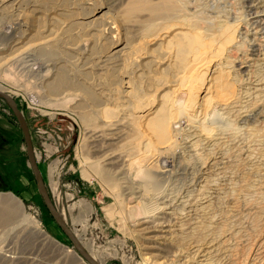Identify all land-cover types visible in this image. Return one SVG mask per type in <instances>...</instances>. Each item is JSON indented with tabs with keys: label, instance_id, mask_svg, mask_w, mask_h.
Returning <instances> with one entry per match:
<instances>
[{
	"label": "rangeland",
	"instance_id": "rangeland-1",
	"mask_svg": "<svg viewBox=\"0 0 264 264\" xmlns=\"http://www.w3.org/2000/svg\"><path fill=\"white\" fill-rule=\"evenodd\" d=\"M10 1L5 0L4 18L0 19V45L4 47L0 55L6 56L10 49L3 42L8 41L18 18V4L12 7ZM23 1L20 4L21 9L25 7L23 11L34 4L39 10L45 11L46 15L50 13L47 15L50 21L42 22L40 17L44 15L43 12L36 14L40 16L37 20L24 19L25 22L17 29L22 30L17 46L25 44L29 38L37 41L39 36L48 33L47 36L54 38L52 46L59 47V26L63 19L60 13L73 0ZM102 1L106 7L103 9L111 10L123 25L131 27V32L137 27L133 26L132 19L126 20L123 16L128 0ZM188 4V11L201 13L206 19H212V24L215 21L220 25L233 23V41L237 46L230 44V50L226 48L215 71L208 73V79L211 80L209 84L213 82L210 90L218 92L213 91L215 99L213 97L211 105H201L200 114H197L206 113L210 137L198 127L195 117L189 126L185 125L182 131L177 132L173 150L174 167L169 176L160 182V186L166 188L160 199H150L144 195L140 200L142 191L137 188L138 181L133 180L134 173L128 172V175L121 176L113 174L118 184L112 187L113 193L109 192L108 182L103 178L83 177L81 169L85 155L94 160L95 157L102 158L99 164L110 172L114 168L109 159L103 157L106 152L114 150L115 154L122 153L123 159H128L130 155L126 145L120 147L124 141L109 142L103 134L108 130L96 125L100 120L91 118L88 122L82 121L72 108L74 104L67 108L59 107L53 114L45 113L46 109L35 105L23 86L28 79H34L25 67L17 73L21 89L0 80V89L13 97L26 120L41 177L57 210L91 256L94 254L93 258L102 264H264V23L260 31L254 29L248 23L250 15H247L250 10L264 11V0H188ZM18 20L22 22L23 18ZM38 23L46 24L54 31L44 30L38 34V30L37 33L35 31ZM205 24L197 22L199 27ZM177 25L188 28L187 24ZM41 29L45 28L40 26ZM221 30L219 27L216 33L212 31V34L215 33L214 39L211 36L204 39L208 49L211 43H216L215 39H220ZM17 31L15 35H18ZM157 44L152 45V49ZM164 51L165 48H159L155 53L163 54ZM210 55L211 52L204 55L203 61L210 60ZM39 57L40 61L48 62L58 56L47 52ZM105 68L97 67L88 75L94 85L91 90L100 99L107 96L113 77L112 68ZM210 68L213 66L210 65ZM224 80L231 83L233 98H227L228 91H220L216 87ZM99 86L103 91L101 96L98 93ZM166 87L159 94L173 90L172 85ZM89 101L86 108L97 117V112L100 113L98 109L113 106L108 100L98 105L100 108ZM120 103L118 100L114 104L120 107ZM214 109L221 119L218 115L209 117ZM19 125L6 98L0 97V264H85L87 262L84 259H78L73 253L76 250L53 220L38 193ZM220 125L223 127L220 128ZM88 126L95 133L85 138L86 134H90L87 133ZM110 148L112 150H108ZM195 153L202 156L200 161ZM172 154L166 153L165 156L170 157ZM126 161L123 162L124 167L128 163ZM10 194L21 201L23 209L11 199ZM131 194L136 199H128ZM82 200L89 203V211L80 209ZM139 202L146 207L151 206L150 213L152 211L153 215L149 218L155 223L164 221L168 225L166 232L159 224L144 222L141 215L134 214L133 205ZM152 202L154 204L151 205ZM156 204L158 208L154 207ZM7 211L10 215L15 214V222L4 224V212ZM36 219L38 227L47 232L56 244L36 234L31 222ZM220 231L223 237L216 239L214 235Z\"/></svg>",
	"mask_w": 264,
	"mask_h": 264
},
{
	"label": "bare ground",
	"instance_id": "bare-ground-1",
	"mask_svg": "<svg viewBox=\"0 0 264 264\" xmlns=\"http://www.w3.org/2000/svg\"><path fill=\"white\" fill-rule=\"evenodd\" d=\"M22 1H10L12 7L16 3L18 4V7H16L18 9V13L16 14L18 18L16 19L15 26L12 27L13 33L9 36L7 42H3L4 46L10 49V53L7 56L0 55V80L10 83L17 89H21L20 85L22 84L21 82L18 83L17 73L18 70L25 67L30 72L29 75L33 74L34 79H28L27 84L23 86L27 90V95L30 98L32 97L31 101L38 107L46 109L44 110L45 113L53 114L55 109L59 107L67 108V106L74 104L72 108L82 121L88 122L91 118L97 121L100 120V123L96 122V125L101 129L108 130L107 132H102L109 142L124 141L120 144V147L126 145V149L130 155L128 159H123L122 153L115 154L116 152L111 148L108 149L112 150L110 153H108L109 151L106 154L102 153L105 160L108 158L109 163L114 168L110 172L99 164L103 160L102 158L95 157L96 160H94V158L90 159V156L85 155L84 164L81 169L83 177L103 178L106 183L108 182V186L110 187L109 192L113 193L114 188L112 187H117L118 185L114 181L113 174L121 176L124 174L128 175V172L134 173L133 180L138 181L137 188L142 191L139 197L140 200L144 195L149 196L150 199L153 197L156 200L160 199L159 197L165 194L166 190L164 186H160V182L167 175L169 176L172 172L171 169L174 167L173 150L174 146H176L177 132L182 131L183 127L190 124L195 117V121L199 123L198 127L200 126L210 137L206 122L208 118L205 116L206 113H204L205 115H199L200 107L201 105L207 107L211 105L215 94L213 91L218 92V90H210L213 82L209 84L211 80L208 79V73L211 74L215 71L216 65L220 64L218 60L221 61V58L224 57V51L230 44L237 46L233 41L235 32L233 23L228 22L225 25H220L215 21L212 24L214 21L201 16V13L195 14L188 11V9L190 10L188 0H128L127 2L125 1L123 16L126 20L132 19L133 26H137L131 32V27L123 25L124 23L120 21L117 15L112 14L111 10L103 9L105 7L104 1L73 0L69 3V7H65L60 13L63 19L60 21L59 26L61 34V44L59 47L52 46L54 38L51 35L47 36L48 33L44 36L38 35L40 38L38 37L37 41H31L32 38H29L25 44L17 46L20 42L19 37L22 34V30L17 31V29L25 22L24 19L37 20L40 16H36V14L43 12L44 15L40 18L45 23L49 20V16L47 17V15L50 14L46 15L45 11L39 10L34 4L29 5V9L23 11L25 7L21 9L20 4ZM57 2L60 3L59 1ZM4 3L5 0H0V19L3 17L6 8ZM263 13L262 9H256L253 12L250 10V13L247 14L250 15L248 23L253 25L254 29H259V31L260 26L264 23ZM20 18H23L22 22L18 20ZM50 18L52 17L50 16ZM198 21L206 23L205 26L199 27L197 25ZM177 23L184 26L187 24L188 28L184 29L183 26L180 27ZM40 26H43L45 29L40 30ZM219 27L222 28L220 31L221 37L220 39H215L217 40L216 43H211V48L208 49V43L204 39L209 36H211V39H214L215 31L219 30ZM35 28L36 33L38 30V34L44 30H53L48 25H39V23ZM15 31H17L18 35L14 34ZM51 31L50 33L52 34L53 32ZM172 31V36L170 35L171 37H169ZM212 31L215 33L212 34ZM36 33L34 35H37ZM156 43H158L157 47L152 49L151 46ZM163 44H165L164 47H162ZM159 48H165L163 54L155 53L156 51L158 52ZM2 49L4 47L0 45V50ZM47 52H50V54L56 53L58 57L51 58L48 62L46 60L40 61L37 58L39 55L44 56ZM209 52H211L210 60L203 61L204 55ZM108 62L112 63L108 65ZM163 64L165 66L161 67ZM199 65L204 66L201 68L198 67ZM210 65L213 68H210ZM106 66L108 69L112 68L113 77L111 78L108 92H106L107 96L104 99H100L95 95L94 90H91L94 85L89 81L91 78H88V75L95 71L97 67L106 69ZM157 83L159 84L158 86H156ZM1 85L2 83H0V88H2ZM171 85L173 86L172 91H163V94H159L164 87L167 88L166 86ZM154 86L156 87L153 88ZM216 87H219L220 91H228L229 95H227V98H233L234 93L230 82L224 80L222 83L219 82V85H216ZM98 88H100V92L98 91L100 96L103 95L102 87L99 86ZM0 90L2 91V89ZM88 100L91 101L89 103H92L93 106H98L105 102V100L110 101L113 106H101L102 108L98 106L100 113L97 112L99 115L97 117V115L92 114L89 108H86ZM118 100L122 102L120 103V107L114 104ZM224 100L223 102L225 103L226 100ZM124 105L125 107H123ZM215 116L221 119L216 110L209 115V117ZM222 127L220 125V128ZM93 130L92 127H89L87 133L90 134H86L85 138L95 133ZM33 153L38 166L35 150ZM166 153L173 154L167 157L165 156ZM196 157L199 161L202 159L201 155L196 154ZM125 160L128 161L126 167L123 164ZM10 196L19 205L18 207L23 209L21 201L12 194ZM128 199L132 201L136 198L131 194ZM81 202L80 209L89 211V203L86 200H82ZM152 204L154 203L152 202ZM158 206L156 204L154 207L158 208ZM133 207L134 214L141 215L144 218V222L157 223L161 228L165 229L164 232L168 230V225L164 221L155 223L152 218H149L153 215L151 214L152 211L150 213L151 206L146 207L139 202L133 205ZM4 213H6V216L4 214L3 217L4 224L15 222L14 213L12 214L11 212L12 215L8 211ZM22 218L24 219V217ZM31 222L36 234L49 238L56 244L55 240L47 232L38 227L37 219L31 220ZM73 234L75 235L74 232ZM222 234L223 232L220 231L214 236L216 239H219L223 237ZM73 253L78 259L83 260L76 251ZM96 262L99 261L96 259ZM262 262L264 261L262 260Z\"/></svg>",
	"mask_w": 264,
	"mask_h": 264
},
{
	"label": "water",
	"instance_id": "water-1",
	"mask_svg": "<svg viewBox=\"0 0 264 264\" xmlns=\"http://www.w3.org/2000/svg\"><path fill=\"white\" fill-rule=\"evenodd\" d=\"M0 97L6 98V100L9 103L10 109H12L18 123L20 124V128L23 134V139L25 143L26 148V156L28 159L29 166L31 168L36 187L38 190V193L50 213L53 220L56 222V224L60 227L62 232L67 236V238L70 240L73 248L78 252V254L88 263V264H101L99 262H96V260L90 256V254L87 252L85 247L81 244L80 240L73 234L70 227H68L66 221L64 220L63 216L58 212V210L55 207V204L52 202L51 198L49 197V194L47 192V189L45 187V184L43 182V179L40 174V171L38 169L36 160L34 158L33 153V145L30 138L29 128L26 123V120L21 112V110L18 108L15 100L13 97H11L9 94L5 93L4 91L0 90Z\"/></svg>",
	"mask_w": 264,
	"mask_h": 264
}]
</instances>
